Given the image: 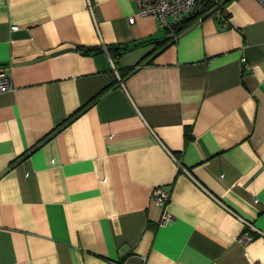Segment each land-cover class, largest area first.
<instances>
[{"label":"crops","instance_id":"obj_1","mask_svg":"<svg viewBox=\"0 0 264 264\" xmlns=\"http://www.w3.org/2000/svg\"><path fill=\"white\" fill-rule=\"evenodd\" d=\"M222 1L171 36L135 0H0V264H264V6Z\"/></svg>","mask_w":264,"mask_h":264},{"label":"built area","instance_id":"obj_2","mask_svg":"<svg viewBox=\"0 0 264 264\" xmlns=\"http://www.w3.org/2000/svg\"><path fill=\"white\" fill-rule=\"evenodd\" d=\"M139 5V15L152 16L157 19L161 26L166 27L171 36L176 35L173 31L175 25L186 15L191 14L197 4V0H135ZM264 6V0H259ZM130 23L135 22V17L129 18ZM13 29H17L18 26H13ZM12 86V75L10 71L0 70V93L10 89ZM154 199L156 203L162 207H165L170 199V193L163 188H156L154 192ZM169 213L165 212L163 220L169 218ZM243 220V219H242ZM245 226L250 231H245L242 235V242L249 243L254 239L252 231H256V228L250 221L243 220Z\"/></svg>","mask_w":264,"mask_h":264},{"label":"trees","instance_id":"obj_3","mask_svg":"<svg viewBox=\"0 0 264 264\" xmlns=\"http://www.w3.org/2000/svg\"><path fill=\"white\" fill-rule=\"evenodd\" d=\"M222 0H203L202 3H201V7L198 9V0H197V4H196V8L195 10L191 13V14H195V17L194 18H201V17H205L207 16L210 12L213 11V9H215L216 7H218L220 4H222ZM224 3V2H223ZM198 9V10H197ZM184 19H182L180 21V23H178L177 25L174 26L173 28V32L177 35L184 27L185 25L182 24ZM169 41V38H166L164 39V41H162V43L160 44V46H164L168 43ZM89 48H87L88 50ZM86 50V49H85ZM109 51L112 53V55L114 57H117L121 54V50H118V48H113V47H110L109 48ZM134 70V69H133ZM105 91V90H104ZM87 106V105H86ZM85 106V107H86ZM85 107L84 108H81L80 111H78L77 113H75L73 116H72V119L75 118L76 116H78L81 112H83L85 110Z\"/></svg>","mask_w":264,"mask_h":264}]
</instances>
